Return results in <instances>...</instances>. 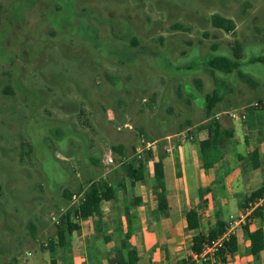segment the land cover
<instances>
[{"label": "rangeland", "instance_id": "374dc122", "mask_svg": "<svg viewBox=\"0 0 264 264\" xmlns=\"http://www.w3.org/2000/svg\"><path fill=\"white\" fill-rule=\"evenodd\" d=\"M234 41L240 75L205 65ZM262 56L264 0H0V264L47 254L51 215L74 205L62 193L82 187L84 144L185 132L206 98L212 116L264 108V65L249 62Z\"/></svg>", "mask_w": 264, "mask_h": 264}, {"label": "crops", "instance_id": "0c3cea01", "mask_svg": "<svg viewBox=\"0 0 264 264\" xmlns=\"http://www.w3.org/2000/svg\"><path fill=\"white\" fill-rule=\"evenodd\" d=\"M230 111H217L213 115L224 137L218 144L221 158L213 166H201L199 150L200 142L206 140L208 134L206 129L197 127L205 125L208 119L188 127L185 131L188 135L181 131L152 138L150 148L143 152V157H147L142 158L143 182L131 186L125 178L124 189L117 191L116 200L100 203L99 216L73 222L78 229L68 236L63 249L47 250V254H38L21 264H109L126 252L123 245L129 225L132 233L128 242L137 253L136 264L186 263L192 256V239L197 232L207 235L218 224H225L229 216H240L250 195L264 188V108L251 113L238 111L246 116L245 122L228 119L223 113ZM124 125H118L117 129ZM126 130H132L131 126ZM108 143L113 147L123 145L126 154L131 152L128 141L120 139L113 143L109 140ZM110 150L91 151L102 166L97 169L83 162L79 176L83 187L90 179L107 176L113 183L122 179L112 174L117 165L106 168V155L114 157L115 163L120 159ZM158 162L162 166L161 178L154 176V164ZM160 193L165 197L166 210H157V194ZM189 211L196 213L199 226L196 231L187 226ZM258 231L262 248L258 245ZM234 236L225 262L218 259L213 264H264V207L255 211Z\"/></svg>", "mask_w": 264, "mask_h": 264}, {"label": "trees", "instance_id": "16d2710c", "mask_svg": "<svg viewBox=\"0 0 264 264\" xmlns=\"http://www.w3.org/2000/svg\"><path fill=\"white\" fill-rule=\"evenodd\" d=\"M33 7V5L31 6ZM211 24L216 29L224 30L225 32L234 31V25L232 21L229 20H222L218 16H213L211 18ZM133 45L135 44L132 43ZM215 51V50H214ZM241 59V45L238 41H234V46L232 48V57H225L220 55H208L205 59V65L212 69L215 72H219L222 74H232L234 72L239 73V68ZM250 63H260L264 65V56L256 57L249 60ZM240 75V73H239ZM241 77V76H240ZM215 98V102H219L217 97ZM258 103L261 105L262 102L259 100ZM257 103V105H258ZM212 102L206 98L204 109L205 111V119H208V122L205 125H200L197 127L198 130L206 129L207 130V139L200 142L199 150H200V157H201V166L203 168H210L213 164L221 158V149L219 147V143L223 141V131L221 130V126L217 120L211 115L210 108L212 107ZM263 108V106H262ZM255 108H247L246 111H256ZM187 128L190 127V123L185 125ZM140 134L144 135L143 131L140 129ZM189 132L186 134L188 135ZM170 135H172L170 133ZM228 136V135H227ZM229 137V136H228ZM143 140L144 142L151 143L150 138H146L145 140L142 139L138 134L136 135L135 143L129 144L131 145V152L130 154H126L124 152L125 147L123 145H119L117 147H113L112 151L115 154L120 156L118 163H114L117 168L112 171V174L116 177L122 176L116 184L110 180V177L105 176L104 178L90 179L87 183L86 187H78L77 195L82 196L81 201L78 205H73L70 209H67L59 219V223L55 225V235L47 239L46 244L41 248L43 250H48L50 252L57 251L58 249H63L67 244V238L72 234V232L78 229V225L73 223L72 219H88L97 217L100 215V203L102 201H111L116 200V194L119 189H124V180L125 178L130 181V185L133 186L136 183H141L144 181L145 178V164L143 162L144 159L147 157H143V153L141 158H138L136 155L137 149L140 147V142ZM84 144V143H83ZM83 149L87 152V158L83 157L84 162L88 163L89 165L93 166L94 168H101L100 160L94 154H90L88 151V146L85 144L83 145ZM143 158V160H142ZM161 163L158 162L154 164V176L156 178H161ZM264 188L256 191L255 193L251 194L248 200L257 197L262 193ZM74 195V194H73ZM71 193L68 191H64L62 193V197L64 199L71 198ZM136 204V203H135ZM167 205L165 202V197L162 193L157 194V210H166ZM125 217L127 221H130V216L128 209L125 208ZM186 221L187 226L190 230H198V220L196 213L194 211H189L186 214ZM225 224H218L214 229L208 231L207 235H203L200 232H197L192 239V246H191V254L192 255H199L202 251V246L205 242L211 241L216 239L218 236L222 234L224 231ZM132 233V228L129 225L128 230L124 236V251L125 253L119 254L117 257L109 261V264H136L137 263V253L131 247L128 240L130 239ZM234 235L230 237L228 243H226L219 252L218 259L221 263L225 262V256L231 253V248L234 244ZM258 237V245L260 248L263 247L262 245V236L261 233L257 232ZM16 260L15 258H11ZM6 264V263H4ZM181 264H185L182 262ZM209 264V263H203Z\"/></svg>", "mask_w": 264, "mask_h": 264}, {"label": "built area", "instance_id": "2783aa9c", "mask_svg": "<svg viewBox=\"0 0 264 264\" xmlns=\"http://www.w3.org/2000/svg\"><path fill=\"white\" fill-rule=\"evenodd\" d=\"M223 114L227 116L228 119L230 120H237L241 122L246 121V116L242 113L230 111V112H225ZM124 128L130 129V126L126 124L124 125ZM140 144L141 145L139 149H137L136 151V155L138 158H141L142 153L144 151H147L151 146L150 145L151 143L144 142L143 140H141ZM104 163L106 165H111L114 163L113 158L110 154L105 156ZM81 198H82L81 194L72 195L71 196L72 204L78 205L81 201ZM263 207H264V190L262 191L260 195L248 200L245 203L243 213L240 216H229L227 221L225 222V228L222 234L214 240L205 242L202 246L201 253L199 255H192L191 258L185 264H203V263L213 264L215 263L218 260L219 252L221 251V249H223L224 245L229 242L230 237L236 234V230L238 228L245 225L247 219L250 216H252V214L255 211H258ZM64 212L61 211V213H59L58 215L56 214L51 215V222L54 225L58 224L60 216Z\"/></svg>", "mask_w": 264, "mask_h": 264}]
</instances>
